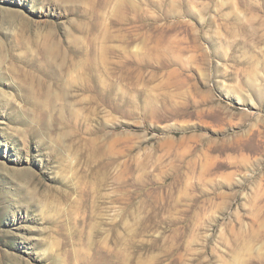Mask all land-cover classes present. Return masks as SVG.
<instances>
[{"label":"rangeland","instance_id":"rangeland-1","mask_svg":"<svg viewBox=\"0 0 264 264\" xmlns=\"http://www.w3.org/2000/svg\"><path fill=\"white\" fill-rule=\"evenodd\" d=\"M0 264H264V0H0Z\"/></svg>","mask_w":264,"mask_h":264}]
</instances>
